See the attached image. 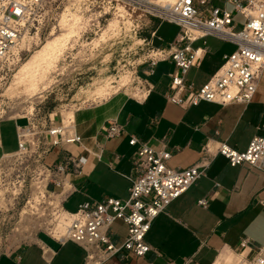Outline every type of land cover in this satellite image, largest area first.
Wrapping results in <instances>:
<instances>
[{
    "label": "crops",
    "instance_id": "1",
    "mask_svg": "<svg viewBox=\"0 0 264 264\" xmlns=\"http://www.w3.org/2000/svg\"><path fill=\"white\" fill-rule=\"evenodd\" d=\"M161 21L170 22L164 19L157 22L152 40L155 46L168 48L179 27L170 22L177 28L166 37L160 32ZM229 43L235 45L215 34L194 40L193 46L205 50L200 64L188 69L186 81L195 86L204 83L220 66L224 54L233 50L224 49ZM165 61L170 62L172 69L163 70ZM150 67L146 62L141 69L145 79L141 98L127 94L117 101L112 95L101 103L82 107L76 113L74 126L79 141L55 145L47 154L49 163L66 153L80 159L77 168L70 167L67 171L73 189L67 193L63 205L76 192L79 193L76 208L85 200L105 196L126 198L131 181L125 174H134L133 160L141 141L158 146L163 139L171 151L166 165L187 167L200 159L208 140L213 150L217 141H226L242 150L253 135L264 134V70L252 100L246 104L200 100L182 106L168 99L169 72L175 69L174 62L159 59L152 66L153 72ZM3 121L13 122L16 141L13 148L0 152L17 148L16 127L25 124L27 118L6 116L0 119V124ZM112 121L121 129L108 136L106 131ZM131 136L137 137L138 142L130 144ZM2 138L0 129V147ZM109 188H113V194H107L111 192ZM199 199H204V203ZM119 219L124 228L111 230L110 224L108 230L115 243H120L127 231V223ZM244 239L248 240L247 246L241 245ZM145 240L151 245L145 254L136 255L122 248L99 264L248 263L247 256H253L264 245V169L246 161L231 165L224 155L214 153L204 173L151 220ZM42 246L47 247L46 252ZM85 258L86 250L80 244L72 240L61 242L43 230L37 231L32 239L0 251V264H82Z\"/></svg>",
    "mask_w": 264,
    "mask_h": 264
},
{
    "label": "built area",
    "instance_id": "2",
    "mask_svg": "<svg viewBox=\"0 0 264 264\" xmlns=\"http://www.w3.org/2000/svg\"><path fill=\"white\" fill-rule=\"evenodd\" d=\"M208 1L165 0L159 4L154 0H127L179 27L169 47H153L148 58L151 72L159 59L174 62L175 69L169 72L170 101L182 106L197 104L200 100L246 104L252 100L264 70V0H224L223 6L202 7ZM43 2L0 0V62L11 57L14 63L21 58L22 52L14 53V48L20 45L25 34L39 26ZM226 2L233 3L234 8H228ZM234 10L245 18L239 29L235 28ZM208 34L229 39L236 47L224 54L220 66L204 83L195 86L186 81V74L191 66L200 64L205 48L193 46L192 42ZM26 118L25 124L16 127L17 148L0 152V197L4 202H0V251L15 245L2 238L9 234L7 230L15 235L43 230L61 242L72 240L80 244L86 250L82 264H99L122 248L143 255L151 249L145 240L151 220L204 173L214 153L224 155L231 165L246 161L264 169V134L253 135L242 150L226 141H217L213 150L208 140L200 159L187 167L166 165L171 151L163 139L158 146L141 141L133 160L134 174H125L131 181L126 198L105 196L85 200L75 210H68L63 201L73 188L66 174L70 167L79 166L80 159L66 153L49 163L46 156L53 146L79 141L80 135L63 129V122L56 123L51 112L44 114L42 122L28 115ZM120 129L112 121L106 134L113 136ZM136 142L137 137L129 138L130 144ZM198 201L204 203V199ZM115 218L127 223L126 235L120 243L113 242L108 235ZM23 241L26 240L21 239L19 243ZM247 244V239L241 241L242 246ZM42 250L46 252L47 247L42 246ZM249 259L264 264V245Z\"/></svg>",
    "mask_w": 264,
    "mask_h": 264
},
{
    "label": "rangeland",
    "instance_id": "3",
    "mask_svg": "<svg viewBox=\"0 0 264 264\" xmlns=\"http://www.w3.org/2000/svg\"><path fill=\"white\" fill-rule=\"evenodd\" d=\"M210 4L223 6L224 0H209L202 7ZM225 4L234 8L233 3ZM39 18V26L25 34L17 46L21 58L13 63L8 57L0 66V119L28 115L42 122L44 114L51 112L56 123L63 121L75 131L76 113L82 107L112 95L117 101L127 94L143 96L141 69L151 49L157 47L151 34L161 18L127 0H44ZM233 20L239 29L245 18L234 10ZM159 27L166 37L177 28L167 21H161ZM234 46L229 43L224 49L230 52ZM162 64L164 71L172 69L170 62ZM0 129V151L13 148V122H1ZM109 189L107 194H113V188ZM78 194L70 196L64 207L75 209ZM123 228L121 219L112 221L111 230ZM7 233L2 238L8 243L18 244L24 238ZM246 264L257 263L250 259Z\"/></svg>",
    "mask_w": 264,
    "mask_h": 264
},
{
    "label": "bare ground",
    "instance_id": "4",
    "mask_svg": "<svg viewBox=\"0 0 264 264\" xmlns=\"http://www.w3.org/2000/svg\"><path fill=\"white\" fill-rule=\"evenodd\" d=\"M155 2H158L159 4H161L162 2H164L165 0H154ZM248 12H249V9H248V7H247V9H246ZM251 11V10H250ZM252 12V11H251ZM23 39V38H22ZM22 41V40H21ZM21 44V43H20ZM16 50H17V47L16 48H14V53L16 52ZM4 63V62H3ZM3 63L2 62H0V66L1 65H3ZM26 65V64H25ZM24 65V66H25ZM22 83V82H21ZM22 86V85H21ZM19 87H20V85H19ZM21 89V88H20ZM63 122V121H62ZM68 129V130H70L71 131V127H68V126H66V124H64V122H63V129ZM3 201H5V197H4V199H3ZM0 202L1 203H4V202H2V196L0 197ZM22 216H24L23 214H22ZM18 229V231L19 232H21L22 231V229H20L19 228V226L17 227ZM18 236H24V238L23 239H26V240H28V239H32L33 237H34V234H30V233H25V234H18ZM21 239H19V241H20ZM258 264V263H257Z\"/></svg>",
    "mask_w": 264,
    "mask_h": 264
}]
</instances>
